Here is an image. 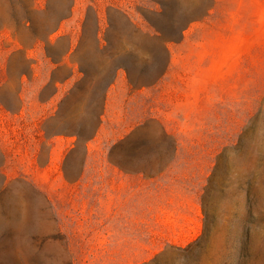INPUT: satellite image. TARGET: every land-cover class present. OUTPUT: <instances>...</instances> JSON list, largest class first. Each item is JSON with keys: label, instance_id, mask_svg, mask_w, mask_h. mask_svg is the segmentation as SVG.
Returning <instances> with one entry per match:
<instances>
[{"label": "rangeland", "instance_id": "rangeland-1", "mask_svg": "<svg viewBox=\"0 0 264 264\" xmlns=\"http://www.w3.org/2000/svg\"><path fill=\"white\" fill-rule=\"evenodd\" d=\"M113 2L0 0V264H264V1H127L153 58L104 104Z\"/></svg>", "mask_w": 264, "mask_h": 264}, {"label": "crops", "instance_id": "crops-1", "mask_svg": "<svg viewBox=\"0 0 264 264\" xmlns=\"http://www.w3.org/2000/svg\"><path fill=\"white\" fill-rule=\"evenodd\" d=\"M129 1V0H127ZM126 0H114L111 11H104L97 9L94 13V30H93V41L89 45H95L96 49L101 52L113 51L114 54V65L117 67L115 69L113 80L110 82L106 88L103 99L104 104L108 100V96L111 90V86H114L116 81L121 76L120 79L124 78V75H127V82L132 85V81L128 78L129 68L136 67L138 64L140 66H147V51L149 53V61H152L153 58V47L154 45H140L141 49L144 50V62L139 63L137 61V48L136 45V33L138 28L137 23V14L135 11H131L129 4ZM214 3H221V1H232V2H243L245 0H211ZM257 1V0H256ZM264 1V0H263ZM216 6L208 7L207 9L213 10ZM75 10L70 12L69 16H66L63 21L60 22V25L50 31V34L58 33L60 36H68V47L67 52L64 55V60L59 62H53L54 64H67L70 66V73L66 76L64 82H73L80 75L76 73V68H78L79 63L70 62L67 58L71 55H75L78 50H80V45H86L80 40H75L73 34L76 32L71 30L65 24L70 18H73ZM82 21L85 18V15H82ZM185 28L183 27L181 33H185ZM112 32L114 38L110 41L104 35ZM48 44H52V37H49ZM157 49L162 48V45H155ZM155 82V81H154ZM154 82L149 81L142 83L140 86L135 87L138 90L146 89L148 86H153Z\"/></svg>", "mask_w": 264, "mask_h": 264}]
</instances>
